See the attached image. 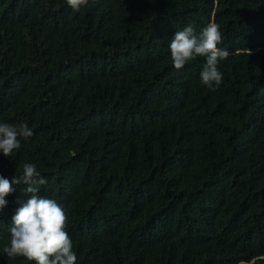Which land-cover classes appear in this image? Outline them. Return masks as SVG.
Masks as SVG:
<instances>
[{
    "label": "trees",
    "instance_id": "obj_1",
    "mask_svg": "<svg viewBox=\"0 0 264 264\" xmlns=\"http://www.w3.org/2000/svg\"><path fill=\"white\" fill-rule=\"evenodd\" d=\"M0 264H264V0H0Z\"/></svg>",
    "mask_w": 264,
    "mask_h": 264
}]
</instances>
